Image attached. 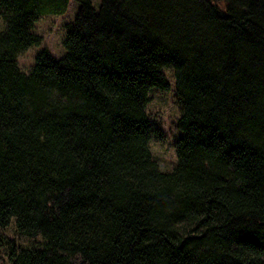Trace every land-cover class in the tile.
Here are the masks:
<instances>
[{"label": "trees", "instance_id": "trees-1", "mask_svg": "<svg viewBox=\"0 0 264 264\" xmlns=\"http://www.w3.org/2000/svg\"><path fill=\"white\" fill-rule=\"evenodd\" d=\"M0 0V264H264V0ZM171 72L176 166L150 141Z\"/></svg>", "mask_w": 264, "mask_h": 264}, {"label": "rangeland", "instance_id": "rangeland-1", "mask_svg": "<svg viewBox=\"0 0 264 264\" xmlns=\"http://www.w3.org/2000/svg\"><path fill=\"white\" fill-rule=\"evenodd\" d=\"M100 2L101 0H91L95 10L99 9ZM78 6L76 0H68L63 12H45L40 16L33 28V32L41 37L40 44L30 47L18 57L19 66L24 72L29 70L36 53L41 49H47L56 58L65 54L63 44L65 32L68 24L75 18ZM164 71L170 85L169 89L164 92L156 88L150 89L147 113L158 124L160 130V135L150 141L152 157L159 164L160 169L172 170L176 166L175 140L180 136L176 124L180 112L176 103L171 72L168 69ZM0 236L4 239H15L22 245L41 243L39 238H18L12 225L0 229Z\"/></svg>", "mask_w": 264, "mask_h": 264}]
</instances>
